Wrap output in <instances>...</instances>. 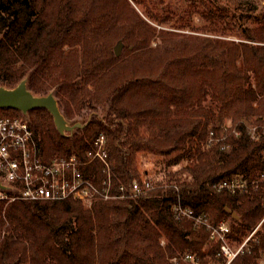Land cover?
I'll list each match as a JSON object with an SVG mask.
<instances>
[{
  "label": "trees",
  "instance_id": "16d2710c",
  "mask_svg": "<svg viewBox=\"0 0 264 264\" xmlns=\"http://www.w3.org/2000/svg\"><path fill=\"white\" fill-rule=\"evenodd\" d=\"M141 12L128 0H0V87L25 81L31 95L51 94L63 120L79 126L61 134L48 111L27 112L37 114L27 123L41 154L86 162L91 141L102 135L113 193L125 189L121 200L90 207L78 200L0 203V264H185L188 252L204 262L216 246L204 229L175 220L173 204L215 224L235 215L240 240L262 219L264 184L235 196L212 186L264 172V23L238 42L157 29ZM90 113L102 117L87 121ZM213 119L214 134L225 139L207 147ZM249 121L257 140L246 132ZM137 152H187L195 163L186 180L152 184L133 197L130 185L142 181ZM85 172L104 176L96 161ZM257 234L264 250V234ZM258 251L234 264H254Z\"/></svg>",
  "mask_w": 264,
  "mask_h": 264
},
{
  "label": "built area",
  "instance_id": "2783aa9c",
  "mask_svg": "<svg viewBox=\"0 0 264 264\" xmlns=\"http://www.w3.org/2000/svg\"><path fill=\"white\" fill-rule=\"evenodd\" d=\"M246 132L253 140H257L258 127L246 125ZM264 131V127H262ZM234 132V130H233ZM237 135L236 132H234ZM207 147L223 141L224 136H216L213 130H208ZM91 148L86 152V162H82L74 155L68 158L56 156L45 158L41 154L33 132L27 120L18 117H0V203L7 206L13 202H61L78 200L85 206L96 201L121 200L125 195L124 187L113 193L112 174L107 158L105 137L99 135L91 141ZM221 149H227L222 145ZM99 162L102 167L101 180L96 175L86 173L85 170L92 162ZM264 184V172L256 179L249 181L243 176H235L222 180L212 187L219 193L226 191L230 195L247 193L249 190L258 191ZM152 183L148 180L132 182L130 192L133 197L143 195L152 190ZM264 209V199L262 200ZM175 220L183 223L192 222L197 229H204L209 235L208 243L216 246L215 253L204 262L188 252L181 256L185 264H234L242 256L250 255L258 247V255L254 264H264V250L260 249L258 232L264 226L262 219L244 238L237 239V230L227 221L212 223L204 215H197L190 208H185L179 202L172 205ZM175 261V259H174Z\"/></svg>",
  "mask_w": 264,
  "mask_h": 264
},
{
  "label": "rangeland",
  "instance_id": "374dc122",
  "mask_svg": "<svg viewBox=\"0 0 264 264\" xmlns=\"http://www.w3.org/2000/svg\"><path fill=\"white\" fill-rule=\"evenodd\" d=\"M142 4L138 7L133 0H128L130 5L139 13L141 10H147L154 14L162 23L154 20L148 21L142 14L141 16L157 29L175 31L192 36H204L211 39L218 38L224 40H234L239 42V37L246 29H252L261 23H264V0H141ZM136 2V0H135ZM140 9V10H139ZM155 22V23H154ZM152 46L158 45V40L151 42ZM20 112V111H18ZM17 110L6 108L0 109V117H18L29 120L37 114L18 113ZM100 114L90 113L87 121L92 116ZM47 122L46 115L39 114L38 120ZM65 122V121H64ZM223 129H229L231 122L223 121ZM252 122H246L247 126H252ZM212 127L218 125L217 119L210 121ZM74 125V124H72ZM71 125V126H72ZM65 126L69 123L65 122ZM75 129V128H74ZM73 129V130H74ZM72 130V131H73ZM71 132L63 131L61 134H70ZM172 153L169 156H159L148 152H137L135 154V169L138 177L142 180H148L154 184H165L171 179L186 180L191 173V166L195 163V157L190 158L185 154ZM235 230L239 225L233 216L224 217ZM264 234L262 229L259 231Z\"/></svg>",
  "mask_w": 264,
  "mask_h": 264
},
{
  "label": "water",
  "instance_id": "95a60500",
  "mask_svg": "<svg viewBox=\"0 0 264 264\" xmlns=\"http://www.w3.org/2000/svg\"><path fill=\"white\" fill-rule=\"evenodd\" d=\"M123 48V44L118 41L114 48V55L118 58ZM11 108L20 111L22 114L33 110L44 109L49 112L53 118V124L61 133L63 131L72 132L77 124L71 127L65 126V122L60 111L57 108V103L54 97L48 96L34 97L26 89L25 81H22L14 89H4L0 87V109ZM235 217V215H233Z\"/></svg>",
  "mask_w": 264,
  "mask_h": 264
}]
</instances>
